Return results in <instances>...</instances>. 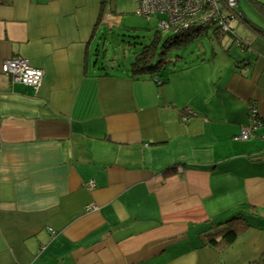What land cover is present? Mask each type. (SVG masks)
Segmentation results:
<instances>
[{
  "label": "crops",
  "instance_id": "0c3cea01",
  "mask_svg": "<svg viewBox=\"0 0 264 264\" xmlns=\"http://www.w3.org/2000/svg\"><path fill=\"white\" fill-rule=\"evenodd\" d=\"M104 9L1 0L0 264H260L264 144L234 137L264 114V34L233 21L251 41L238 57L135 78L95 45ZM17 56L43 70L37 90L1 72ZM239 209L254 226L201 243Z\"/></svg>",
  "mask_w": 264,
  "mask_h": 264
},
{
  "label": "rangeland",
  "instance_id": "374dc122",
  "mask_svg": "<svg viewBox=\"0 0 264 264\" xmlns=\"http://www.w3.org/2000/svg\"><path fill=\"white\" fill-rule=\"evenodd\" d=\"M105 11L111 17V21L106 24V28L101 26L96 32L95 45L100 43V47L104 46L106 50V60L115 62L119 65H126L130 69L131 60L135 53L140 51L145 45L154 42L156 32H158V40L154 46L157 53L164 39L171 34L170 31L158 30V19L160 16H138L135 14L136 5L132 0H102ZM244 5L242 6V9ZM245 9V8H244ZM247 10V9H245ZM112 23V25H111ZM234 32H224L216 30L215 26H210L198 32L197 36L187 41V44L180 47H172L167 50L163 56L166 59L167 67L182 66L190 61H200L203 59H211L216 53L213 63L217 59H223L225 55L230 58H236L239 55V46H237V38L242 40V46L248 45L244 40V28L241 23L233 22ZM232 28V23L230 24ZM249 38V37H248ZM249 40V39H248ZM102 53V52H101ZM218 56V57H217ZM232 58V59H233ZM220 62V66L223 65ZM166 68V67H165ZM163 68L156 73L162 75L166 69ZM264 127H262V130ZM240 142V140H237ZM254 141L261 144L264 140L250 139L248 142ZM242 143V141H241ZM246 143V141H245ZM264 149V145L260 150Z\"/></svg>",
  "mask_w": 264,
  "mask_h": 264
},
{
  "label": "built area",
  "instance_id": "2783aa9c",
  "mask_svg": "<svg viewBox=\"0 0 264 264\" xmlns=\"http://www.w3.org/2000/svg\"><path fill=\"white\" fill-rule=\"evenodd\" d=\"M138 16H160L158 28L162 31L184 32L215 26L217 31H231L230 24L240 20L236 9V0H132ZM1 3V0H0ZM239 41V39L237 40ZM1 72L8 75L13 83L32 86L36 90L41 86L43 70L32 66L26 58L17 56L6 59L1 64ZM157 84L160 81L154 77ZM251 121L243 126L234 138L245 140L251 137L257 126H264V114L250 109ZM185 115L182 116L184 120ZM264 138V133L262 134ZM264 153V152H263ZM91 182L89 186H93ZM95 207V206H94Z\"/></svg>",
  "mask_w": 264,
  "mask_h": 264
},
{
  "label": "trees",
  "instance_id": "16d2710c",
  "mask_svg": "<svg viewBox=\"0 0 264 264\" xmlns=\"http://www.w3.org/2000/svg\"><path fill=\"white\" fill-rule=\"evenodd\" d=\"M239 3L241 9L243 5L244 8H246L247 6L249 8H252L260 17L264 18L263 1L239 0ZM244 8L242 9L243 13L245 12ZM201 30L202 29L188 30L184 32H171V34L168 35L162 42L160 46V51L158 53L155 50V46H154L155 41L158 40L159 38L158 32H156V35L154 37V42L150 43L149 45H145L140 51L136 52L135 56L131 60L130 72L132 76H134L135 78H138L143 75H150L153 77L154 74H156L158 71L167 67L166 59L163 56L167 53L168 49L172 47L179 48L180 45L187 44V41H189L191 38L196 37L198 32ZM239 47L242 48V51L244 50L242 43H239ZM244 60L246 61L247 59L244 58ZM248 125L249 123H247L245 126ZM251 134L252 135L250 138H253L255 135H257V131H252ZM250 138L245 140H240V139H235V140L248 141L250 140ZM263 152L264 149H262V151L259 153L260 157L261 154H263ZM252 216H256L255 213L246 211L245 209H239L233 211L228 216H226L225 219H223V221L219 224V226H217L212 230L203 231L200 238L201 243L208 244L211 246H219L222 248L231 245L239 236V234H241L245 229L254 226L252 223L253 221ZM260 264H264V257L261 260Z\"/></svg>",
  "mask_w": 264,
  "mask_h": 264
},
{
  "label": "water",
  "instance_id": "95a60500",
  "mask_svg": "<svg viewBox=\"0 0 264 264\" xmlns=\"http://www.w3.org/2000/svg\"><path fill=\"white\" fill-rule=\"evenodd\" d=\"M236 9H237V12L239 13L240 15V19L243 20L244 22H246L248 25H250L252 28H254L257 32H261L264 34V30L257 27L255 24H253L252 21H250V19L243 13L241 7H240V3H239V0H236Z\"/></svg>",
  "mask_w": 264,
  "mask_h": 264
}]
</instances>
